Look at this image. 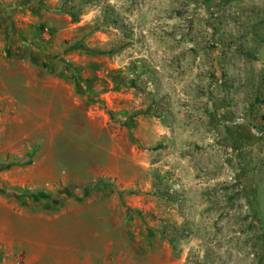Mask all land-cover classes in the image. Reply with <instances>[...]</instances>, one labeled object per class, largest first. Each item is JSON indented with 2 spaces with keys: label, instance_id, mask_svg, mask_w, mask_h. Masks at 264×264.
Returning <instances> with one entry per match:
<instances>
[{
  "label": "rangeland",
  "instance_id": "1",
  "mask_svg": "<svg viewBox=\"0 0 264 264\" xmlns=\"http://www.w3.org/2000/svg\"><path fill=\"white\" fill-rule=\"evenodd\" d=\"M0 0L4 264H264V0Z\"/></svg>",
  "mask_w": 264,
  "mask_h": 264
},
{
  "label": "crops",
  "instance_id": "2",
  "mask_svg": "<svg viewBox=\"0 0 264 264\" xmlns=\"http://www.w3.org/2000/svg\"><path fill=\"white\" fill-rule=\"evenodd\" d=\"M7 196L0 195L1 199H7ZM13 211V205L9 204L7 200L5 203L0 201V244H8L11 241L12 234H11V222L9 217H11V213ZM0 264H4L0 260Z\"/></svg>",
  "mask_w": 264,
  "mask_h": 264
},
{
  "label": "trees",
  "instance_id": "3",
  "mask_svg": "<svg viewBox=\"0 0 264 264\" xmlns=\"http://www.w3.org/2000/svg\"><path fill=\"white\" fill-rule=\"evenodd\" d=\"M95 1L96 0H65V4L72 13H78L84 10V5L94 3Z\"/></svg>",
  "mask_w": 264,
  "mask_h": 264
}]
</instances>
